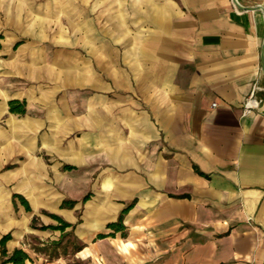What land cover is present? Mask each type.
I'll return each mask as SVG.
<instances>
[{
  "label": "crops",
  "instance_id": "obj_1",
  "mask_svg": "<svg viewBox=\"0 0 264 264\" xmlns=\"http://www.w3.org/2000/svg\"><path fill=\"white\" fill-rule=\"evenodd\" d=\"M236 1L59 0V20L29 22L13 7L9 25L31 41L0 59L9 253L264 264V0ZM56 28L59 41L34 45Z\"/></svg>",
  "mask_w": 264,
  "mask_h": 264
},
{
  "label": "rangeland",
  "instance_id": "obj_2",
  "mask_svg": "<svg viewBox=\"0 0 264 264\" xmlns=\"http://www.w3.org/2000/svg\"><path fill=\"white\" fill-rule=\"evenodd\" d=\"M1 3L2 6L0 7V34L3 37V45H6L8 47V51H6L5 53H0V59L2 60L18 53L20 50V47L18 48L19 44L25 46L29 41H31L29 38L26 39V37L22 35V32L14 30L13 27L9 25L7 14H10L11 16L13 7L19 5L20 8H23L21 14L23 15L24 19L27 18V14L29 13L27 22L33 21L34 18H37V16L34 17V15H40V17H44L47 20H59V0H0V4ZM27 10L29 11L27 12ZM12 13L13 16L11 17H14V12ZM69 30V24H67V31ZM54 31V34L52 33V38H50L48 34V37H46L45 40L41 39L39 42H35L34 45L41 46L40 49H43L42 46L44 45V43H46V41L48 42L53 39L59 41V33L57 32V28L54 29ZM52 49L53 48L47 49V51L53 52L54 50ZM7 167L9 168V166H6L5 168ZM63 241L64 242L61 245V248L71 247L74 244V241L72 240V237L70 235H66Z\"/></svg>",
  "mask_w": 264,
  "mask_h": 264
},
{
  "label": "trees",
  "instance_id": "obj_3",
  "mask_svg": "<svg viewBox=\"0 0 264 264\" xmlns=\"http://www.w3.org/2000/svg\"><path fill=\"white\" fill-rule=\"evenodd\" d=\"M10 104H13V101L10 102ZM13 105H12V109H13ZM15 197H19L22 201V203L25 205L26 209L28 210V204L26 202L25 199H23L21 196L14 194L13 198ZM60 219V218H58ZM61 225L60 226H56L57 228H60L62 230H64L66 227L70 226L69 223L61 220ZM110 227H117V224L115 223H111L109 224ZM49 227H53V226H41L42 229H46ZM55 227V228H56ZM102 236V235H101ZM11 238L10 234H5L0 238V264H24L26 262V260L30 259L28 254L20 248H15L12 252H8V250L6 249V243L7 241Z\"/></svg>",
  "mask_w": 264,
  "mask_h": 264
},
{
  "label": "built area",
  "instance_id": "obj_4",
  "mask_svg": "<svg viewBox=\"0 0 264 264\" xmlns=\"http://www.w3.org/2000/svg\"><path fill=\"white\" fill-rule=\"evenodd\" d=\"M254 91L251 92V94L245 101V104H244L245 112L251 111L252 109L256 108L259 104V100L256 98ZM213 105H216V104H213Z\"/></svg>",
  "mask_w": 264,
  "mask_h": 264
},
{
  "label": "water",
  "instance_id": "obj_5",
  "mask_svg": "<svg viewBox=\"0 0 264 264\" xmlns=\"http://www.w3.org/2000/svg\"><path fill=\"white\" fill-rule=\"evenodd\" d=\"M233 1L237 4V1L236 0H233ZM257 8L263 10V8L261 6H257ZM262 70H263V73H264V42L262 44Z\"/></svg>",
  "mask_w": 264,
  "mask_h": 264
}]
</instances>
